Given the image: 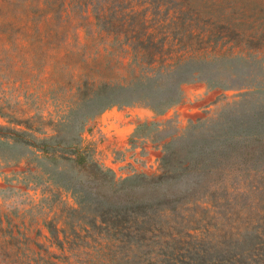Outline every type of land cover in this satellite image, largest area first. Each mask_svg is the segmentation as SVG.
<instances>
[{
    "label": "rangeland",
    "instance_id": "obj_1",
    "mask_svg": "<svg viewBox=\"0 0 264 264\" xmlns=\"http://www.w3.org/2000/svg\"><path fill=\"white\" fill-rule=\"evenodd\" d=\"M134 1L140 4L151 0ZM219 1L210 16L203 12L199 18L192 14L179 17L178 22L193 21L180 33H173L175 25L168 29L165 36L169 40L156 67L139 71L136 66L139 73H151L152 78L145 81L154 85L155 91L165 92L178 75V71L171 73L165 68L174 61L171 55L191 48V52L200 54L208 45L195 35L216 21L214 53L221 55L210 63L208 76L181 83V97L167 108L161 109L157 103L153 107L145 100L133 105L113 104L90 118L80 130L79 143L87 158L110 170L115 179L137 180L140 174H157L162 155L175 151L181 156L192 142L198 144L210 135H231L240 130L245 133L259 119L258 112L264 111V0ZM12 2L0 0V124L23 127L21 121H26L39 137L56 131L72 135L79 128L78 117L86 119L98 105L87 96L76 99L75 87L84 80L93 86L105 80L123 82V77L132 75L134 64L120 59V42L93 33V27L80 29L61 42L25 32L26 18L21 11L29 1ZM154 2L163 7L178 3ZM166 18L161 14L152 17ZM189 30L192 32L187 35ZM12 150L13 154L0 151L3 157L11 158L25 153L17 147ZM250 153H231L222 172L213 168L201 172L197 193L206 199L214 192L215 197V214L201 216L210 222L206 226L210 237L225 230L243 231L245 225H250L255 207L262 206L264 172L261 169L257 175L250 169ZM28 159L27 165L35 167V172L21 173L27 166L23 162L0 167V216L8 219L12 231L11 237L7 233L0 239V244L5 240L0 264L147 263L148 256L143 252L151 246L118 248L115 252L117 248H110L115 243L89 228V211L70 210L77 206L71 186L84 189L88 182L83 169L69 160L50 161L42 154L36 158L29 154ZM171 183L172 190L182 189L183 178ZM178 215L185 225L191 214L184 209ZM252 217L257 218L254 214ZM49 219L63 228L62 248L50 241L45 227Z\"/></svg>",
    "mask_w": 264,
    "mask_h": 264
},
{
    "label": "trees",
    "instance_id": "obj_2",
    "mask_svg": "<svg viewBox=\"0 0 264 264\" xmlns=\"http://www.w3.org/2000/svg\"><path fill=\"white\" fill-rule=\"evenodd\" d=\"M12 1L16 0H8L9 3ZM27 1L29 3L23 5L21 11L26 18L28 31L25 32L40 39L57 38L61 42L70 35H76L80 29L93 27V33L100 32L107 39L120 42V59L128 60V65L134 64V67L132 75L123 77V82L105 80L93 86L84 80L75 87L76 99L87 96L98 105L93 107L86 119L78 117L79 128L72 135H61L56 131L55 134L39 137L36 129L26 124V121H21L23 127L0 124V143L4 145L0 144V150L13 154L12 149L17 147L25 152L11 158L3 157L4 153L0 151V167L19 165L21 162L27 165L29 154L35 158L42 154L50 161H71L83 169L88 182L84 189L71 186L77 206L70 210L89 211V228L96 230L107 241L115 243V246L110 245V248H117L115 252L118 248L132 250L151 246L143 252L148 256L146 264H264V199H261L262 206L252 211L257 216L256 220L252 214L250 225H245L243 231L225 230L217 237H210L206 228L210 222L201 216L215 214L214 192L206 199L197 193L201 186V172H210L211 168L222 172L233 152H251L250 169L257 175L261 169L264 172V111L258 112L259 119L245 133L240 130L231 135H210L198 144L192 142L181 156L170 151L161 156L159 173L150 176L140 174L137 180L115 179L110 170L102 169L96 161L88 159L79 143L80 130L86 122L108 106L120 103L133 105L145 100L152 105L157 103L164 109L181 97V83L211 73L210 63L221 55L214 53L216 21H211L208 27L195 35L210 49L205 46L199 54L191 52V48L171 55L174 61L166 64L165 68L171 73L178 71V75L166 86L165 92L155 91L154 85L150 86L145 81L152 78L151 73L143 74L139 71L141 68L156 67L168 43L169 39L165 35L169 28L175 25L177 29L173 33H180L193 21L178 22L181 15L192 14L199 18L205 12L210 16L215 12V4H220V1L171 0L173 3L178 2L172 7H163L154 0L140 4L134 0ZM222 2L228 4L233 3V0ZM158 14L167 18L152 19ZM187 32L188 35L192 31ZM177 41H180V37H177ZM57 45L54 44L52 48ZM205 53L214 54L208 56ZM136 66H139V71ZM14 122L20 125L18 121ZM27 171L35 172L36 168L31 169L27 165L20 172ZM178 178H183L182 189L172 190L171 181ZM184 209L191 214L185 225L177 219ZM9 224L8 219L1 215L0 239L7 233L12 236ZM45 227L51 243L62 248L63 228L54 224L52 219L45 221ZM23 236L27 235L23 233ZM3 241L0 252L4 250ZM117 244L119 247H116Z\"/></svg>",
    "mask_w": 264,
    "mask_h": 264
}]
</instances>
